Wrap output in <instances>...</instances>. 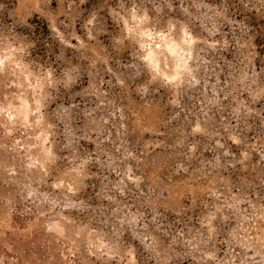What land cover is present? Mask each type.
Segmentation results:
<instances>
[{"label":"rangeland","instance_id":"1","mask_svg":"<svg viewBox=\"0 0 264 264\" xmlns=\"http://www.w3.org/2000/svg\"><path fill=\"white\" fill-rule=\"evenodd\" d=\"M0 264H264V0H0Z\"/></svg>","mask_w":264,"mask_h":264},{"label":"trees","instance_id":"2","mask_svg":"<svg viewBox=\"0 0 264 264\" xmlns=\"http://www.w3.org/2000/svg\"><path fill=\"white\" fill-rule=\"evenodd\" d=\"M32 24V26L34 27V31L32 34L34 36H37L35 42L38 44L39 47L40 53L38 54L40 55L41 53L48 52L51 49L48 26L43 21L41 23L33 22Z\"/></svg>","mask_w":264,"mask_h":264}]
</instances>
